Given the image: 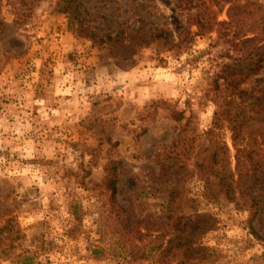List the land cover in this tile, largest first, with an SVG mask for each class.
<instances>
[{
	"label": "rangeland",
	"instance_id": "1",
	"mask_svg": "<svg viewBox=\"0 0 264 264\" xmlns=\"http://www.w3.org/2000/svg\"><path fill=\"white\" fill-rule=\"evenodd\" d=\"M55 3L39 0L21 26L9 4L0 8V225L14 220L0 264H156L155 251L144 260L130 257L149 252L161 233L159 160L185 121L186 138L209 133L215 106L207 83L227 43L212 33L178 55L157 43L93 44L54 11ZM81 3L99 37L162 29L176 42L186 25L175 0ZM226 18L225 9L217 14ZM167 108L184 111V119H171ZM220 132L231 146L228 130ZM109 164L118 175L113 199L103 183ZM183 184L190 210L214 219L202 238L214 250L210 264H264V241L250 233L248 212L204 201L194 177ZM119 208L145 237L128 233ZM252 226L264 238V216Z\"/></svg>",
	"mask_w": 264,
	"mask_h": 264
},
{
	"label": "trees",
	"instance_id": "2",
	"mask_svg": "<svg viewBox=\"0 0 264 264\" xmlns=\"http://www.w3.org/2000/svg\"><path fill=\"white\" fill-rule=\"evenodd\" d=\"M4 1L13 10L14 25L21 26L32 17L39 0H0V8ZM81 1L56 0L54 11L68 16L74 31L93 44L109 42V47L119 49L123 41L129 45L157 43L162 51L178 55L186 52L195 38L212 33L217 40L227 43L226 58L214 67L207 83V97L215 106L210 131L203 136L193 134L196 136L190 140L186 138L185 121L177 140L164 146L166 153L165 156L161 153L159 173L155 177L165 199L161 233L152 238L149 252H131L130 262L154 257L151 255L154 251L156 264L213 262L214 250L204 246L202 238L213 229L215 222L206 212L190 210L191 200L184 192L186 178L194 177L202 183L204 201H224L235 210L248 212L250 233L264 241L252 226L254 220L264 216V3L261 0H209V3L175 0V7L185 16L186 25L177 41L172 42L162 29L145 34L117 32L114 36L99 37L81 15ZM223 9L227 18L218 21L217 14ZM4 26L0 18V33ZM167 109L176 122L184 119V111ZM223 128L230 133L231 146L221 136ZM166 158L171 159L170 163ZM181 168L185 170L180 172ZM103 183L113 199L118 184L115 164L106 166ZM119 209L125 212L124 226L129 229L128 233L145 237L130 212ZM13 223V218H7L0 225L1 251L6 236L14 231Z\"/></svg>",
	"mask_w": 264,
	"mask_h": 264
}]
</instances>
